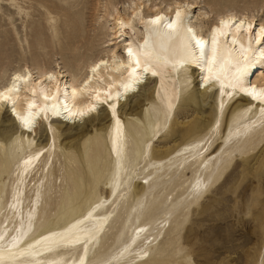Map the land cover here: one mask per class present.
<instances>
[{
  "label": "bare ground",
  "instance_id": "6f19581e",
  "mask_svg": "<svg viewBox=\"0 0 264 264\" xmlns=\"http://www.w3.org/2000/svg\"><path fill=\"white\" fill-rule=\"evenodd\" d=\"M196 8L199 13H194ZM201 9L198 0L160 1L158 5L150 0H109L103 3L102 14L97 18L106 36L104 53L84 59L96 35L87 37L84 32L83 37L76 39L77 45L73 43L76 47L71 53L72 60L75 66L84 62V71L75 74L58 64L36 69L24 65L7 80H0V92L6 97L0 98V149L9 143L8 149L0 153V162L6 163L0 169V189L7 167L14 162L9 200L0 210V264H88L90 250L106 237L118 206L130 199L141 203L147 189L144 184L149 185L155 176L147 173L145 181L137 183L138 165L130 163L127 153L129 131L122 110L149 81L153 85L143 94L151 100L146 107L148 116L156 117L160 111L170 122L179 112L183 119L196 113L181 125L182 130L190 131L206 117L209 119L203 125L204 134L180 145L170 159L148 161L145 168L149 165L150 169L171 168L172 172L162 176L165 178L182 165L180 173L189 174L194 186H198L192 191L199 192L214 166L227 153L246 145L249 151L255 150L264 143V40L260 39L264 35L260 32L264 16L226 8L216 10L214 18ZM177 11L181 16L173 30L168 24L176 22ZM156 17L161 20L153 24L151 21ZM194 17L205 20L200 25ZM250 25L256 26L254 31L249 30ZM190 84L194 90L182 93ZM156 99L159 108L154 105ZM138 105L140 101L129 105V114L135 115ZM181 105L185 106L182 110ZM92 119L105 125L112 160L109 196L113 197L110 206L113 208L105 209L107 201L93 202L72 215L64 214L61 222L44 226L23 240L21 235L28 233L30 226L39 220V214L46 213L23 206L22 202L31 190L38 198L41 189L50 188L46 178L54 173L50 159L58 148L56 137L69 136L72 127ZM150 124L153 134L143 141V161L148 160L161 136V128L154 131L153 122ZM37 133L43 144L34 142ZM97 143L94 149L100 153ZM98 153L96 165L101 164ZM69 170V176L73 173L76 176L66 182L69 186L59 214L66 212L70 201L73 207L72 201L82 194V187L88 188V175L83 176L76 167ZM131 185L132 190H128ZM144 228L139 226L131 231L119 259L129 258L145 243L143 240L151 242L149 228Z\"/></svg>",
  "mask_w": 264,
  "mask_h": 264
},
{
  "label": "rangeland",
  "instance_id": "374dc122",
  "mask_svg": "<svg viewBox=\"0 0 264 264\" xmlns=\"http://www.w3.org/2000/svg\"><path fill=\"white\" fill-rule=\"evenodd\" d=\"M107 1L109 0H0V80H7L15 69L24 65L36 69L58 64L75 74L84 71V62L75 66L71 53L77 45L76 39L84 34L87 37L97 36L84 59L104 53L106 36L102 22L97 18L101 16L102 5ZM160 1L171 0H150L157 5ZM198 1L202 6L201 10L207 11L214 18L217 17L216 10L226 8L253 13L256 17L260 14L264 16V0ZM194 13H199L197 8ZM193 20L201 25L205 19L198 20L194 17ZM119 51L121 53L123 49ZM152 85L153 81H149L137 96L128 100L122 110V118L128 125L127 153L130 163L138 165L135 170L139 173L137 183L145 181L143 177L147 173H153L151 175L155 177L149 185L144 184L147 189L141 203L130 199L118 206L106 237L90 250L88 264H264V177H260L264 174V143H260L255 150L249 151L246 145L235 147L227 153L214 166L199 192L192 191L198 186H194L189 174L184 176L180 173L182 165L175 174L169 173L165 178L162 177L164 173L173 170L165 167L150 169V165L145 168L146 163L170 159L180 145L206 132L203 131V125L209 118L206 117L196 125L194 131H190L182 130L181 125L186 124L183 121L196 116V113L183 119L182 112H179L170 122H166L160 111L156 117L148 116L146 107L151 100L145 99L143 94ZM190 87L193 84L188 89L183 88L182 93L194 90ZM136 101H140V105L135 115L129 114V105H134ZM154 101L155 107L159 108L158 100ZM183 108L185 106L181 105L180 109ZM150 121L153 122L154 131L161 128V136L155 142L154 150L149 153L148 160L143 161V141L153 134ZM104 126L97 119H92L72 127L71 135L56 137L58 148L50 159L54 173L46 178V185L50 188L41 189L42 193L38 198L32 195L31 190L22 202L23 206L38 208L46 213L39 214V220L30 226L28 233L21 235L23 240L44 226L51 227L61 222L65 215H72L93 202L107 201L105 209L111 206L113 197L109 196V179L112 160L106 145ZM34 139L39 145L43 144L39 133ZM96 142L100 146V153L94 149ZM8 145L9 143L4 144L2 149H8ZM222 148L223 146L220 151ZM3 150L0 149V153L3 154ZM97 153L101 159L99 165L94 161ZM86 155H91V158L88 159ZM13 163L12 161L11 166L7 167L1 181L0 210L9 200ZM5 165V162H0V169H4ZM71 167H76L83 176L88 175L86 178L90 182L88 180L86 183L88 188L82 187L83 195L73 199V207L70 201L66 208L68 213L64 211L61 215L58 212L64 205L63 196L69 186H66V182L68 178L76 176V173L69 176ZM171 175V179H167ZM132 188L133 185L128 190ZM139 226L149 228L147 233L151 242L143 240L145 243H141L129 258L119 259L131 231Z\"/></svg>",
  "mask_w": 264,
  "mask_h": 264
},
{
  "label": "snow or ice",
  "instance_id": "6c2138e0",
  "mask_svg": "<svg viewBox=\"0 0 264 264\" xmlns=\"http://www.w3.org/2000/svg\"><path fill=\"white\" fill-rule=\"evenodd\" d=\"M180 16H181V14H180V12L179 11H177V13H176V17H177V20H176V22H170L169 24H168V27L170 28V29H173V30H176V28H177V26H178V24H179V20H180ZM160 20H161V18L160 17H156L154 20H152L151 22L153 23V24H156V23H159L160 22ZM229 22L228 21H221V24H228ZM241 23H243L242 21H241ZM255 28H256V26L255 25H250L249 26V30L250 31H254L255 30ZM260 32L261 33H264V26H261L260 27ZM260 39L261 40H264V35H262L261 37H260ZM216 42V39H215V37L213 38V43H215ZM260 41H258V43H259ZM130 87V85H125V88H129ZM0 98H6V97H4V94L2 93V92H0ZM109 98H111V97H109ZM29 107H32V105H30ZM91 110H94V109H91ZM82 115H83V113H81ZM25 126L27 127L28 126V120L26 119L25 120Z\"/></svg>",
  "mask_w": 264,
  "mask_h": 264
}]
</instances>
